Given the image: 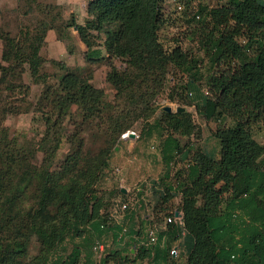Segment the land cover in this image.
Listing matches in <instances>:
<instances>
[{
	"label": "trees",
	"instance_id": "16d2710c",
	"mask_svg": "<svg viewBox=\"0 0 264 264\" xmlns=\"http://www.w3.org/2000/svg\"><path fill=\"white\" fill-rule=\"evenodd\" d=\"M164 1L88 0L90 19L66 24L92 49L86 55L100 54L93 48V33L104 34L107 57L126 65L108 72L116 97L135 105L141 101L145 118L154 111L149 98L164 88L172 71L173 86L178 83L198 115L219 122L212 132L217 151L204 146L193 150V143L181 144L175 136L192 134L189 114L161 109L156 125L165 132L160 141L164 173L152 191L160 208L142 220L129 247L107 252L105 245L101 256L93 246L104 240V230L114 227L108 210L114 190L104 192L99 182L111 146L130 124L108 116V146L95 149L86 146L80 124H75L68 136L70 148L57 161L65 117L75 108L81 124L103 119L104 92L54 59L49 61L61 70L58 80L48 86L37 80L46 62L38 53L44 33L55 26L44 25L26 43L0 28V89L22 94L11 99L0 94V264H23L32 237L38 244L35 264L51 259L54 264H80L82 257L97 258L98 264H178L169 255L175 244L183 264H264V142L251 132L253 126H264V0L198 4L185 36L202 56L179 42L165 47L159 40ZM25 65L32 80L43 85L35 104L27 99ZM30 110L32 120L45 127L35 141L10 132L3 123L7 114ZM226 120L229 125L223 124ZM177 161L184 164L183 172L171 173ZM118 193L124 195L120 188ZM176 197L183 226L165 223L157 231L158 242L145 247L141 242L147 230L174 215ZM123 228L127 230H117Z\"/></svg>",
	"mask_w": 264,
	"mask_h": 264
},
{
	"label": "rangeland",
	"instance_id": "374dc122",
	"mask_svg": "<svg viewBox=\"0 0 264 264\" xmlns=\"http://www.w3.org/2000/svg\"><path fill=\"white\" fill-rule=\"evenodd\" d=\"M59 1L60 3L57 4L42 0H7L4 6L0 8V28L11 36L20 38L21 42H25L29 38L38 37L44 25L48 27L50 24L56 27L55 30L50 29L44 33L45 37L38 52L46 60L43 68L39 71L40 77L37 79L39 82L45 80V86H48L58 80L57 77L61 70L57 65L49 61L54 59L63 62L82 77L89 78L93 86L102 89L104 92V100L107 105L101 115L103 119H95L89 124H81L80 115L75 108H72L69 115L65 117L62 142L56 155V160H62L70 148L68 136L74 129L75 124H80L79 127L82 130L87 147L95 149L108 146V116L118 115L120 119L130 125L111 146L108 167L99 182V188L104 192L114 190V193L108 199V210L110 211L111 208H114L117 203L127 204L128 209L125 208L122 212L136 210V214L139 217L146 213H151L152 209L158 210L160 207L156 205L157 198L152 191L159 188L157 185L158 178L162 177L164 173L160 154V141L164 137L165 132L161 131V128L156 125V122L161 117V109L164 106H170L172 112H175L178 108L183 107V111L189 114L194 126L192 134L190 136L175 134V136L180 140L181 144L193 143V150H200L204 146L207 150L217 151L218 142L213 137L212 132L219 125V122L215 120L207 121L198 115L194 104L180 92L178 83L173 86L175 80L170 79L172 71L167 77L164 88L149 98V106H152L154 111L147 118H145L147 112L142 110L144 104L141 101L135 105L129 103L127 99L116 97L115 89L107 78L108 72L112 66L119 70L123 69L126 66L125 63L120 59L107 57L102 47L103 33H93L95 34L93 48H98L100 54L97 56L94 54L86 55L92 49L87 50V47L79 39L76 30L72 27H67L66 24L74 19L76 22L84 24L87 19H90V16L85 17L84 13H82L83 15L78 13L79 16L76 17L69 12V7L71 6L69 0ZM179 1L183 2V7L181 10H175ZM221 2L223 0H165L163 4L165 20L158 33L159 40L168 46L179 42L184 49H190L202 56V52L198 51L195 42L190 41V38L185 36L192 29L188 20H191L190 17L197 9L198 4L212 7ZM48 6L55 7L51 8ZM22 77L23 82L28 85L27 99L35 104L41 96L43 85L32 80L27 65L24 66ZM176 77H179L181 82L184 81V76L177 71ZM17 92L18 90L11 92L9 89H0L2 97H7V99L22 95ZM32 117V110L17 114H7L3 123L10 132L25 134L27 139L35 141L42 136V131L45 127L42 123L34 122ZM223 124L229 125L230 121L226 120ZM147 127H150L149 132H147ZM128 130L134 132L133 135L123 137V134ZM251 132H253L254 139L261 143L264 142V126L262 124L253 126ZM37 155L40 158V153ZM183 168L184 164L177 161L171 173L178 169L183 172ZM119 188L120 190L129 188V190L125 193L122 192L124 194L122 195L118 193ZM138 190H143L142 194L145 197V201L143 199L141 201H143L144 206L138 204V199H140L137 195ZM155 205L157 207L153 208ZM159 218L162 219L163 216L159 214ZM126 226V224H122V227ZM125 230H122V233ZM102 242L106 245L107 252H111L116 248L111 239H106ZM37 251L38 244L35 238L32 237L23 264H35L33 258ZM129 258L132 257L129 256ZM181 259L180 257L179 264L183 260ZM129 263L132 264L131 261ZM46 264L54 263L51 259ZM80 264H98V262L97 258L94 257L91 260L82 257Z\"/></svg>",
	"mask_w": 264,
	"mask_h": 264
},
{
	"label": "crops",
	"instance_id": "0c3cea01",
	"mask_svg": "<svg viewBox=\"0 0 264 264\" xmlns=\"http://www.w3.org/2000/svg\"><path fill=\"white\" fill-rule=\"evenodd\" d=\"M6 1L7 0H0V8H1V6H4ZM9 1H14V0H9ZM42 1L48 2V3H57V4L60 3L59 0H42ZM87 1L88 0H69V2L71 3V6L69 7V12L73 13L76 17L79 16L78 13H80L81 15H83L82 13H84L85 17H87L88 16L87 12H86V2ZM82 18H84V17L82 16ZM80 20H81V18H80ZM127 190H129V188L125 189V191H127ZM138 191L139 192L137 195L140 198V199H138V201H139L138 204L141 206H144L143 201H141V199H143L145 201V197L142 194L143 190H138ZM174 203H175V205L173 206V210L175 212L178 211V213L179 212L181 213V211L179 210L180 197H176L174 199ZM122 211L123 210L118 207V203L115 205L114 208L110 209L109 212H110V216L113 218L114 227H112L109 230H104L103 234H102L104 241L106 239H111L113 244L116 245V248H124V247L130 245L134 239H137L138 237L135 235V232L143 224L142 220L148 219L149 215H151L150 213H146L143 216L139 217L136 214V210H131V211L127 210L125 212H122ZM123 223L127 225L126 226L127 230H125V232L122 233L117 229L120 226H122ZM181 263H182V261H181ZM178 264H179V261H178Z\"/></svg>",
	"mask_w": 264,
	"mask_h": 264
},
{
	"label": "built area",
	"instance_id": "2783aa9c",
	"mask_svg": "<svg viewBox=\"0 0 264 264\" xmlns=\"http://www.w3.org/2000/svg\"><path fill=\"white\" fill-rule=\"evenodd\" d=\"M182 7H183L182 5L177 4L175 10H181ZM195 17L199 18V15H196ZM165 47H166V44H165ZM130 133H134V132L128 130L126 133L123 134V137L129 136ZM118 207L123 210V209L127 208V204L126 203H121V204L118 203ZM181 217H182V215H181ZM181 217H179V218L176 217L175 213H174L173 216H168L163 223L159 224L158 226H155V228H149L147 230V235H146L145 240H143L141 243L145 247H151L152 245L156 244L158 242V234H157L158 229L163 228L165 223H167V222L168 223L173 222V223H175V224H177L179 226H183V222L181 220ZM124 229L125 228H123V230ZM104 249H105V244L103 242L95 241V244L93 246V250L97 253L98 256H101V254L103 253ZM169 255L173 259L179 261V259H180V256H179L180 255V250H179V247H178L177 244L173 245L170 248ZM183 262H184V259L182 260L181 264H183Z\"/></svg>",
	"mask_w": 264,
	"mask_h": 264
},
{
	"label": "water",
	"instance_id": "95a60500",
	"mask_svg": "<svg viewBox=\"0 0 264 264\" xmlns=\"http://www.w3.org/2000/svg\"><path fill=\"white\" fill-rule=\"evenodd\" d=\"M163 109L166 110V111H168V112H172V109H171L170 106H164ZM183 110H184L183 107H180V108L177 109V111H183ZM129 135L132 136L133 133H130ZM121 192L125 193L126 191H125V189L122 188V189H121ZM175 216L179 218V217H181V213H180V212L178 213V211H176V212H175ZM132 252H133V250H132Z\"/></svg>",
	"mask_w": 264,
	"mask_h": 264
}]
</instances>
